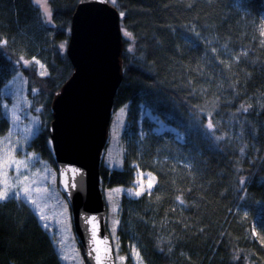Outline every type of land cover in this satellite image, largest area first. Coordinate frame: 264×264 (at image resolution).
I'll list each match as a JSON object with an SVG mask.
<instances>
[{
    "label": "trees",
    "instance_id": "16d2710c",
    "mask_svg": "<svg viewBox=\"0 0 264 264\" xmlns=\"http://www.w3.org/2000/svg\"><path fill=\"white\" fill-rule=\"evenodd\" d=\"M77 2L47 0V19L35 0H0V136L17 69L38 89L32 107L47 127L72 72L64 45ZM110 2L123 13L113 112L124 108L128 123L121 166L100 164L101 188L154 177L148 192L113 196L116 264H264V0ZM29 146L54 164L46 128ZM0 264H63L13 195L0 200Z\"/></svg>",
    "mask_w": 264,
    "mask_h": 264
},
{
    "label": "water",
    "instance_id": "95a60500",
    "mask_svg": "<svg viewBox=\"0 0 264 264\" xmlns=\"http://www.w3.org/2000/svg\"><path fill=\"white\" fill-rule=\"evenodd\" d=\"M122 37L119 12L109 0H78L65 49L72 72L50 106L48 142L85 264H97L93 249L100 264H116L99 169L122 80Z\"/></svg>",
    "mask_w": 264,
    "mask_h": 264
},
{
    "label": "rangeland",
    "instance_id": "374dc122",
    "mask_svg": "<svg viewBox=\"0 0 264 264\" xmlns=\"http://www.w3.org/2000/svg\"><path fill=\"white\" fill-rule=\"evenodd\" d=\"M42 3L37 4L45 14ZM45 6L50 12L47 3ZM45 16L47 19L50 18L46 14ZM22 62L25 67L31 64L27 60ZM16 65L18 67V62ZM36 66L42 71L39 63H36ZM37 92V88L27 87L26 78L19 69L4 87V93L12 102L8 111L10 130L0 136V191L7 187L8 196L13 195L28 203L41 225L53 238L63 264H85L73 230L69 203L60 189L53 155L54 164L29 146L38 132L47 129L40 117L42 107H32L33 96ZM127 123L124 108L112 111L107 141L101 156V161L110 167L121 166L123 154L121 136ZM157 125L158 131L171 129L169 125L164 126L160 122H157ZM48 145L50 147L49 142ZM150 182L153 184L154 180L150 181L149 174L136 172L135 178L127 188H107L102 191L104 200L106 199L110 206V214H107L106 218L111 227L116 225V219L112 214L116 208L113 196L118 197L123 191L131 195H135L138 191L148 192L151 189L148 187Z\"/></svg>",
    "mask_w": 264,
    "mask_h": 264
},
{
    "label": "snow or ice",
    "instance_id": "6c2138e0",
    "mask_svg": "<svg viewBox=\"0 0 264 264\" xmlns=\"http://www.w3.org/2000/svg\"><path fill=\"white\" fill-rule=\"evenodd\" d=\"M36 2L38 4H41L42 3V0H36ZM113 2H115V0H113ZM47 3V0H43V3H42V6H44V11H45V14L48 15L50 17L51 13L48 11L47 7L45 6ZM121 16H123V13L120 14ZM125 35L126 36H130V33H127L125 32ZM0 43H6V42H0ZM27 63V62H26ZM36 63H39L38 61ZM45 73H41V75H44ZM213 127L212 123L209 122L208 124V128L211 129ZM18 163H23V162H18ZM149 178H150V181L151 180H154V177H151V174H149ZM148 187L151 188L152 187V183L150 182L148 184ZM24 191H27V189H24ZM141 191H143V189L141 188ZM141 194L140 191L136 192L135 195L139 196ZM9 195V192H8V188L5 187L2 191H0V200H4L8 197ZM183 202V201H181ZM93 220L95 219L94 217L92 218ZM92 237L95 238L96 237V231H95V225H93V231H92ZM93 252H96V256H95V259L97 261V264H100V256H99V253L96 249H93L92 250ZM139 254L137 253V256ZM123 259V258H122Z\"/></svg>",
    "mask_w": 264,
    "mask_h": 264
},
{
    "label": "bare ground",
    "instance_id": "6f19581e",
    "mask_svg": "<svg viewBox=\"0 0 264 264\" xmlns=\"http://www.w3.org/2000/svg\"><path fill=\"white\" fill-rule=\"evenodd\" d=\"M110 1V0H109ZM111 3V2H110ZM122 30V29H121ZM122 35H123V33H122ZM69 37V36H68ZM68 41V40H67ZM67 44V43H66ZM65 49H66V46H65ZM112 111H113V109H112ZM111 120V119H110ZM50 122V121H49ZM109 125H110V123H109ZM48 126V125H47ZM109 128V127H108ZM107 136H108V132H107ZM107 141V140H106ZM106 144V143H105ZM49 146V145H48ZM104 147H105V145H104ZM104 147H103V150H104ZM50 148V147H49ZM50 150H51V148H50ZM52 152V151H51ZM103 152V151H102ZM102 162V161H101ZM101 162H100V164H101ZM102 189V188H101ZM103 194V193H102ZM104 200V199H103ZM105 205V204H104ZM106 211V210H105ZM107 219V218H106ZM106 225H107V223H106ZM76 241H77V239H76ZM77 244H78V242H77ZM78 247H79V245H78ZM79 249H80V247H79ZM80 252H81V249H80ZM81 254H82V252H81ZM83 256V255H82Z\"/></svg>",
    "mask_w": 264,
    "mask_h": 264
}]
</instances>
